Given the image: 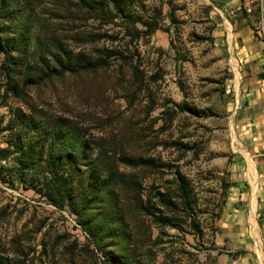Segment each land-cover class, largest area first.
<instances>
[{"label":"rangeland","instance_id":"1","mask_svg":"<svg viewBox=\"0 0 264 264\" xmlns=\"http://www.w3.org/2000/svg\"><path fill=\"white\" fill-rule=\"evenodd\" d=\"M96 1L0 0V264H234L230 22L264 0Z\"/></svg>","mask_w":264,"mask_h":264},{"label":"crops","instance_id":"2","mask_svg":"<svg viewBox=\"0 0 264 264\" xmlns=\"http://www.w3.org/2000/svg\"><path fill=\"white\" fill-rule=\"evenodd\" d=\"M223 8L241 6L242 0H213ZM231 26L230 112L235 125L237 151L231 160V192L222 211L224 228L240 239L234 264H259L249 260L258 249L245 242L248 226L256 228L264 214V56L263 43L255 36L252 21L239 16ZM234 58V59H233ZM251 250V251H250ZM259 253V252H258Z\"/></svg>","mask_w":264,"mask_h":264},{"label":"trees","instance_id":"3","mask_svg":"<svg viewBox=\"0 0 264 264\" xmlns=\"http://www.w3.org/2000/svg\"><path fill=\"white\" fill-rule=\"evenodd\" d=\"M82 2H84V7L87 10L91 11V17L98 19V18H103L104 16H106V11L105 8L102 6L101 1L97 2L96 0H82ZM97 3H99V5H96ZM82 6V5H81ZM83 7V8H84ZM243 12L245 13V16L248 18L247 13L245 12V10L243 9ZM1 45V44H0ZM3 49V51H8L9 48H1ZM63 52V49H62ZM113 57L111 53H109V51L104 52L100 50V53L98 54H93V53H87V52H77L76 54H74L73 56L68 55L65 56V58L63 57H55V61L58 63L59 65V70H53L51 73L52 74H62L64 72V70L73 72V73H80V72H88V71H96L99 70L101 68H106L107 66L110 65V58ZM56 67V64H54V68ZM59 123L61 126L65 125V121L58 119ZM79 156H82V154H80ZM74 166L77 165L75 164ZM79 167V166H78ZM113 171H110L109 173H112Z\"/></svg>","mask_w":264,"mask_h":264},{"label":"built area","instance_id":"4","mask_svg":"<svg viewBox=\"0 0 264 264\" xmlns=\"http://www.w3.org/2000/svg\"><path fill=\"white\" fill-rule=\"evenodd\" d=\"M243 6L247 12L251 11V6H250L249 2L245 1ZM263 9H264V7L262 6L257 17L254 18V20L252 21V25L254 27L255 36L258 39H260L263 43L262 54L264 56V10ZM263 155H264V152H263Z\"/></svg>","mask_w":264,"mask_h":264}]
</instances>
